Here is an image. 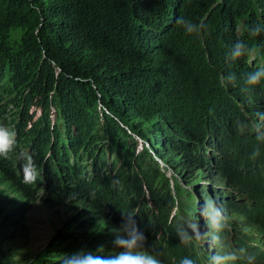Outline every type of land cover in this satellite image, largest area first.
Wrapping results in <instances>:
<instances>
[{"label": "trees", "instance_id": "trees-1", "mask_svg": "<svg viewBox=\"0 0 264 264\" xmlns=\"http://www.w3.org/2000/svg\"><path fill=\"white\" fill-rule=\"evenodd\" d=\"M181 16L206 28L189 36L176 23ZM258 23L264 0H0V125L17 133L0 172L33 201L85 205L79 230L30 264H60L93 243L98 225L119 227L120 211L138 213L146 247L163 264L191 256L171 214L187 188H172L135 136L148 138L186 184L215 169L249 197L240 210L264 223V143L253 127H238L242 110L264 113V82L241 91L247 73L264 67V34L248 32ZM238 40L255 55L227 62ZM228 73L236 81L225 86ZM21 154L33 156L35 183L24 182ZM114 238L97 254H115ZM227 246L236 252L228 238Z\"/></svg>", "mask_w": 264, "mask_h": 264}, {"label": "rangeland", "instance_id": "rangeland-1", "mask_svg": "<svg viewBox=\"0 0 264 264\" xmlns=\"http://www.w3.org/2000/svg\"><path fill=\"white\" fill-rule=\"evenodd\" d=\"M242 111L240 116L244 117V126L254 129L264 128V121L254 116L253 112ZM164 137L168 139L167 135ZM134 138L138 151L145 154L148 160H152V167L159 168L169 177L173 184L172 188L174 185L187 188L177 197V205L171 211L174 223L190 217L195 218L197 201H199L198 207L204 203V192H201L203 189L208 192L205 200H215L217 206L228 218L229 228L226 235L230 241H233V249L239 253V250L244 249L246 245L245 254L258 255L255 256V264H264V223L240 210V207L244 205L243 199L249 198L245 196V193L219 177L215 169L211 171L204 168L195 172L191 185L186 184L170 163L166 160L162 161L157 151L151 147L152 143L148 138L136 136ZM211 158L214 160L213 157ZM258 170L259 167L253 172H258ZM83 208L85 205L82 202L33 201L32 198L20 192L12 181L0 172V252L3 255L0 264H30L39 260L61 238L63 233L78 229L80 219L78 213ZM6 216L10 221H14L11 228L5 221ZM197 218L201 233L208 231L199 213H197ZM93 232V243L80 245L78 250L83 249L97 254L98 249L104 245L103 242L112 239V233H108L101 225H98ZM234 239L238 242L234 243ZM210 243V241L201 242L198 247L195 244H187L192 247L190 257L193 259L198 257L200 264H207L209 257L215 253V246H210ZM249 249L252 254L249 253Z\"/></svg>", "mask_w": 264, "mask_h": 264}, {"label": "clouds", "instance_id": "clouds-1", "mask_svg": "<svg viewBox=\"0 0 264 264\" xmlns=\"http://www.w3.org/2000/svg\"><path fill=\"white\" fill-rule=\"evenodd\" d=\"M176 23L183 27L185 34L200 35L206 28L201 22H193L184 17H178ZM249 37L255 38L264 34V24H256L249 28ZM255 55V50L243 40H238L230 49L226 61H235L238 58ZM236 81L235 73H228L221 76V82L227 86L234 84ZM264 82V67H259L255 71L247 73L244 78L245 86L241 89L243 93L249 92L255 86ZM259 120L264 121V113H257ZM238 127L243 128L244 124L238 122ZM257 140L264 143V128L256 129ZM17 133L14 129L0 125V157L7 159L9 153L14 150L17 143ZM259 146H257L251 154V158L255 159L259 155ZM22 175L25 183H35L41 175L37 171V167L31 154H21ZM119 183V181H114ZM90 197L95 199V193H90ZM199 205L197 201V212L195 218L182 219L176 225V236L182 244H195L197 247L200 243L210 241V246L214 245L216 251L211 255L207 264H234L238 259H243L244 264H255V255L245 254L244 249H240L239 253L233 252L227 246V230L229 228L228 218L222 210L217 206L215 200H205L203 205ZM122 223L119 227L112 229L114 234L113 244L118 249L113 255H98L86 250L74 251L70 254L63 255L60 264H163L159 258L161 252L155 248L146 247V237L140 231L135 217L138 213L132 211H120ZM197 213L205 221L208 231L201 233ZM150 222V221H149ZM151 223V222H150ZM103 250L98 249V252ZM180 264H198L197 260L185 256L181 259Z\"/></svg>", "mask_w": 264, "mask_h": 264}]
</instances>
